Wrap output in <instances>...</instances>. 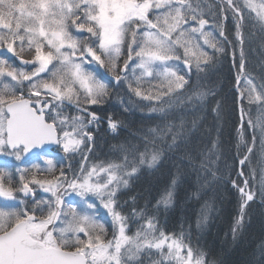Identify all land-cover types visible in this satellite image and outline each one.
Returning a JSON list of instances; mask_svg holds the SVG:
<instances>
[{
  "label": "snow or ice",
  "instance_id": "obj_1",
  "mask_svg": "<svg viewBox=\"0 0 264 264\" xmlns=\"http://www.w3.org/2000/svg\"><path fill=\"white\" fill-rule=\"evenodd\" d=\"M226 57L231 101L210 79ZM117 88L123 111L158 122L102 158L101 124L127 127L98 112ZM233 111L235 168L223 139ZM170 163L154 203L122 201ZM189 174L199 215L168 230L158 213ZM229 186L236 239L252 206L264 209V0H0V264H217L193 231L216 211L209 194Z\"/></svg>",
  "mask_w": 264,
  "mask_h": 264
},
{
  "label": "trees",
  "instance_id": "obj_2",
  "mask_svg": "<svg viewBox=\"0 0 264 264\" xmlns=\"http://www.w3.org/2000/svg\"><path fill=\"white\" fill-rule=\"evenodd\" d=\"M253 49L252 56L256 60H260L259 41L253 45ZM234 71L231 59L226 57L223 59L222 65L218 66L216 73L210 77L213 81L219 82V90L228 97L229 101L234 99L235 96V88L233 87L235 83ZM256 71L259 72V63ZM116 94L114 92L108 102L98 109V112L101 116L111 114L121 119L127 127L122 128L118 133H112L108 130L107 125L102 123V129L97 133L96 139V153L102 158H111L112 146L131 139L130 133H135L139 128H146L158 122L150 119L138 109L128 112L123 111L119 99L127 98L128 94ZM250 114L255 120L260 115L258 106L252 105ZM236 121L237 116L233 111L227 124L224 125L223 137L228 148V163L234 168L236 165L232 157L235 153L233 143ZM212 123L211 116H209L205 128H210ZM207 140L208 137L201 131L194 138L193 146L199 149L201 145L207 143ZM173 163L166 165L159 172L149 173L135 180L130 188L122 194V201H130V197L134 196L140 205L148 201L154 203L163 193L170 176L176 171ZM194 183L195 178L191 174L187 175L178 190L179 196L176 206L166 212L158 213L161 223L168 230H177L185 222L191 224L199 215L201 204L194 199L186 198V193L190 191V187ZM209 196L218 197L216 199V211L211 216L205 230L201 232L193 231V242H198L200 247L210 252L217 264H261L260 245L264 243V209L259 204H254L242 234L233 239L231 227L238 211L236 193L229 186L221 188L219 192L210 193ZM125 207L127 209L128 205L126 204Z\"/></svg>",
  "mask_w": 264,
  "mask_h": 264
},
{
  "label": "rangeland",
  "instance_id": "obj_3",
  "mask_svg": "<svg viewBox=\"0 0 264 264\" xmlns=\"http://www.w3.org/2000/svg\"><path fill=\"white\" fill-rule=\"evenodd\" d=\"M115 93H117L116 95H119V94H122V95L128 94L125 88H117V89L115 90ZM100 131H101V128H100ZM100 131H99V132H100ZM99 132H98V133H99ZM40 195H44V194H43V193H40ZM101 211H103V210H101ZM106 218H107V217H105V219H106Z\"/></svg>",
  "mask_w": 264,
  "mask_h": 264
},
{
  "label": "built area",
  "instance_id": "obj_4",
  "mask_svg": "<svg viewBox=\"0 0 264 264\" xmlns=\"http://www.w3.org/2000/svg\"><path fill=\"white\" fill-rule=\"evenodd\" d=\"M100 128H102V124H101V127ZM100 131V130H99Z\"/></svg>",
  "mask_w": 264,
  "mask_h": 264
}]
</instances>
